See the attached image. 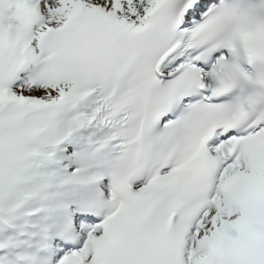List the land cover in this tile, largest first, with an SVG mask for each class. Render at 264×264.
<instances>
[{
  "label": "snow or ice",
  "instance_id": "snow-or-ice-1",
  "mask_svg": "<svg viewBox=\"0 0 264 264\" xmlns=\"http://www.w3.org/2000/svg\"><path fill=\"white\" fill-rule=\"evenodd\" d=\"M0 264H264V0H0Z\"/></svg>",
  "mask_w": 264,
  "mask_h": 264
}]
</instances>
